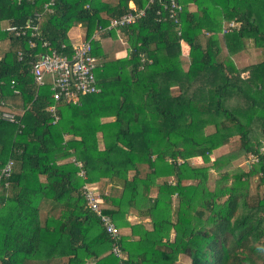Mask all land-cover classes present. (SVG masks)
<instances>
[{
	"label": "trees",
	"instance_id": "obj_1",
	"mask_svg": "<svg viewBox=\"0 0 264 264\" xmlns=\"http://www.w3.org/2000/svg\"><path fill=\"white\" fill-rule=\"evenodd\" d=\"M130 1L46 9L49 0H0V170L14 162L0 187V264H264V0H183L178 23L158 20L157 1L135 23L99 33L132 11ZM35 14L36 37L6 31ZM79 26L85 41L99 34L100 92L55 102L32 66L49 55L44 42L71 56ZM106 38L124 57L105 54ZM249 46L261 60L240 67ZM76 161L119 240L88 209Z\"/></svg>",
	"mask_w": 264,
	"mask_h": 264
},
{
	"label": "built area",
	"instance_id": "obj_2",
	"mask_svg": "<svg viewBox=\"0 0 264 264\" xmlns=\"http://www.w3.org/2000/svg\"><path fill=\"white\" fill-rule=\"evenodd\" d=\"M15 3L20 4L22 0H12ZM57 0H49L45 5L46 9L54 6ZM161 5L157 14L159 21H174L179 22V15L184 10L183 0H146L145 7L138 8L135 1L129 2V9L132 10L125 15L114 18L110 21L108 27L100 29L99 33L108 32L114 28L127 26L135 23L139 19L145 16L146 10L154 5L156 2ZM52 12V10H50ZM39 14H35L33 20H29L27 26L17 27L8 26L6 31L12 33L15 36L25 37L28 33H31L32 37H36L39 33ZM229 28L233 27V24H228ZM225 28V27H224ZM229 28L224 29V33L230 31ZM98 35L92 37L91 40L79 42L73 45V53L71 56L62 55L56 49H54L49 42H44L43 47L49 50V55L42 56L32 66V74L35 82L42 86L44 85L45 79L52 84L53 99L55 102L63 101L65 103L76 104L80 100L81 95L99 93L100 89L96 86V75L95 71L98 68V61L92 55L91 42L98 39ZM65 46L63 45V48ZM141 62L151 64L145 55L141 56ZM11 88L14 94H18L15 88V82H12ZM50 111H54V107H50ZM4 120L16 123L15 116L12 112H4L2 114ZM261 153L264 155V142L261 147ZM251 162H257L255 158H251ZM76 166L80 169L78 172V178L84 181L83 184V196L85 198L88 209L95 213V215L102 221L106 233L110 238L115 241L120 239L121 232L114 221L106 215L104 212L103 200L99 194V188L96 184L89 183L85 171L83 169V162L76 161ZM249 165L250 162L248 161ZM14 167L13 160H10L0 170V187L2 182L5 180L4 186H8V181L12 175ZM113 254L116 257H123L121 247L117 244L113 245ZM126 258V256H124ZM123 257V258H124Z\"/></svg>",
	"mask_w": 264,
	"mask_h": 264
},
{
	"label": "rangeland",
	"instance_id": "obj_3",
	"mask_svg": "<svg viewBox=\"0 0 264 264\" xmlns=\"http://www.w3.org/2000/svg\"><path fill=\"white\" fill-rule=\"evenodd\" d=\"M4 25H6V22L3 23V28H5ZM84 32H85L84 28L74 27L72 29V31L70 32V36L72 37V43L75 44L76 42H81V41H79V38H81V40H83V37L81 35H83ZM118 42L119 41H115L111 38H106V39L101 40L100 45L103 47L105 54L110 56V58H114L116 56V52L119 50V43ZM1 49H2V51H5L7 49V43L6 42L0 43V54H1ZM184 51H185V53H186V51H188V48L186 46H185ZM184 57H185V60L188 61V56L186 54H184ZM260 60H261L260 50L252 48V46H249V49L246 51V53L240 54L236 58L235 62H238L239 66L243 67V66H247L251 63L252 64L257 63ZM208 131L211 132V131H213V129L210 128ZM224 151L225 150L223 149L222 153H224ZM218 153H216V155ZM69 161H71V159H69ZM43 181H45V180H43ZM189 183H191V182H189ZM156 194H157V189H153L152 190V196H156ZM135 216H136L135 214L129 215V220H131V222H133V223L140 221V220H137V217H135ZM147 224L149 225V221L147 222ZM126 232H128V231H126ZM179 261H180V264L188 263V260L186 259V257H182Z\"/></svg>",
	"mask_w": 264,
	"mask_h": 264
},
{
	"label": "crops",
	"instance_id": "obj_4",
	"mask_svg": "<svg viewBox=\"0 0 264 264\" xmlns=\"http://www.w3.org/2000/svg\"><path fill=\"white\" fill-rule=\"evenodd\" d=\"M77 28H82V27L79 26V27H77ZM84 35H85V34L81 35V36L83 37V40H85ZM70 38H71V41H72V37H71V36H70ZM83 40H81V38H79V41L82 42ZM76 43H79V42H76ZM76 43H75V44H76ZM118 43H119V42H118ZM119 45H120V44H119ZM120 46H121V45H120ZM123 49H124V48H122V50H123ZM122 50L119 49V50L117 51V52H118V53H117V56H118V57H121V56L124 57V55L126 54V51H125V50L122 51ZM135 217H136V216H135Z\"/></svg>",
	"mask_w": 264,
	"mask_h": 264
}]
</instances>
